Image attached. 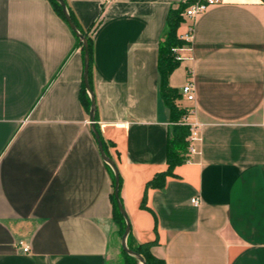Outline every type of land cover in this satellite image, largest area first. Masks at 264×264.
I'll return each instance as SVG.
<instances>
[{"label":"crops","instance_id":"crops-1","mask_svg":"<svg viewBox=\"0 0 264 264\" xmlns=\"http://www.w3.org/2000/svg\"><path fill=\"white\" fill-rule=\"evenodd\" d=\"M66 1L92 28L95 123L121 176L130 242L155 241L165 264H264V0H219L181 23L192 38L167 82L200 140L159 187L147 182L167 169L173 125L159 44L185 0ZM74 44L48 0H0V264H123Z\"/></svg>","mask_w":264,"mask_h":264},{"label":"trees","instance_id":"trees-1","mask_svg":"<svg viewBox=\"0 0 264 264\" xmlns=\"http://www.w3.org/2000/svg\"><path fill=\"white\" fill-rule=\"evenodd\" d=\"M52 9L55 13L68 25L66 22L64 15L62 13V9L60 4L56 0H48ZM66 3L67 11L71 17V20L75 24L77 30L87 39L88 42V51H89V72L88 78L90 75V66H91V57H92V37L90 31L92 28L84 29L80 26L76 18L74 17L70 6L68 5L67 1L64 0ZM193 0H185L178 3L175 7H171L167 13V17L165 20V28L163 31V35L159 44V57H158V68L160 73V82H161V96L163 97L165 103L167 104L173 125L168 134L167 140V169L164 172H160L155 174V176L147 182V187H159L162 186L166 175L172 173V169L175 165L181 164L189 159V147H190V128L184 121V118L188 115V110L180 108L175 100L179 97L180 93L168 85V76L172 72V70L178 65L179 60L175 59V53L172 51L174 47H183L189 42L181 39L179 37L178 29L181 23L184 21L183 13L186 7L191 4ZM92 27V26H91ZM74 36L75 44L74 47H79L82 54H84V47L81 40L76 36L75 32L72 31ZM80 100L86 110L90 108V97L86 93L85 85L82 81L81 83V90H80ZM97 113V109H95V116ZM102 140V138H101ZM103 149L105 153L109 156L110 154L107 152L106 144L102 140ZM107 168L111 175L112 186L114 184V175L113 171L109 165ZM119 181V189L121 187V176ZM119 198L121 201V197L119 194ZM111 200L113 206V220L117 224L118 232L120 235L123 234L125 228V220L121 213L119 212L116 204V200L114 198L113 192L111 193ZM131 238V230L127 236L126 244L127 247L131 250L140 254L143 259L145 260L146 264H165L164 260L161 258H157L151 252V246L155 243V241L149 242H130ZM121 254L123 257V264H140L138 259L128 253H126L123 249H121Z\"/></svg>","mask_w":264,"mask_h":264},{"label":"water","instance_id":"water-1","mask_svg":"<svg viewBox=\"0 0 264 264\" xmlns=\"http://www.w3.org/2000/svg\"><path fill=\"white\" fill-rule=\"evenodd\" d=\"M60 6H61V9H62V13L64 15V18L66 20V22L68 23V26L70 27V29L72 31L75 32L76 36L81 40L82 44H83V47H84V66H83V83L85 85V88L89 94V97H90V108H89V117H90V126H91V130L94 134V138H95V141H96V145H97V149H98V152L102 158V160L107 163L110 168L112 169L113 171V175H114V184H113V194H114V198L116 200V204H117V208L119 210V212L121 213V215L123 216L124 220H125V228H124V231H123V234L121 235V247L122 249L136 257L138 259V261L140 262V264H146L145 260L143 259V257L138 254L137 252L131 250L130 248L127 247V244H126V239H127V236L131 230V226H130V220L127 216V213L120 201V198H119V181H120V177H119V170L117 168V165L115 163V161L109 157L104 149H103V144H102V140H101V137H100V134L96 128V123H95V109H96V106H95V98H94V95H93V91L89 85V82H88V72H89V51H88V42H87V39L77 30L75 24L73 23V21L71 20V17L67 11V7H66V3L64 0H56Z\"/></svg>","mask_w":264,"mask_h":264},{"label":"built area","instance_id":"built-area-1","mask_svg":"<svg viewBox=\"0 0 264 264\" xmlns=\"http://www.w3.org/2000/svg\"><path fill=\"white\" fill-rule=\"evenodd\" d=\"M218 2H219V0H193V2L191 4H189L186 7V9L184 10V13H183L184 21L185 20L186 21L192 20L196 15L203 12L210 5L216 4ZM179 37L181 39L187 41V42L191 41L192 26L190 23H187L186 31L183 32L182 34H179ZM180 50H181V47L172 48V51L175 53V59L176 60L182 59V57L179 54ZM181 92L187 100H189V101L194 100V86H193V83L191 81H189L185 85H183ZM184 121L187 125H189V128H190L189 140H190L191 144L189 147V152L195 153V152H197L195 144L200 140V132H199L200 124L196 121L189 120L188 117H185ZM191 202L194 205L198 204L197 198H192ZM22 250L27 251L28 247L24 246L22 248Z\"/></svg>","mask_w":264,"mask_h":264},{"label":"rangeland","instance_id":"rangeland-1","mask_svg":"<svg viewBox=\"0 0 264 264\" xmlns=\"http://www.w3.org/2000/svg\"><path fill=\"white\" fill-rule=\"evenodd\" d=\"M121 237V235L119 234V240H118V244L120 243V238ZM110 263V262H109ZM110 264H113V261H112V263H110Z\"/></svg>","mask_w":264,"mask_h":264}]
</instances>
